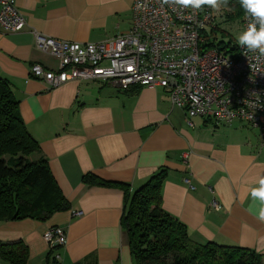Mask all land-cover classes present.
<instances>
[{"label":"crops","instance_id":"1","mask_svg":"<svg viewBox=\"0 0 264 264\" xmlns=\"http://www.w3.org/2000/svg\"><path fill=\"white\" fill-rule=\"evenodd\" d=\"M14 1L26 25L14 33L0 28V77L39 146L30 160L46 161L71 207L44 222H0V241H23L25 264H47L51 252L60 256L59 264H134L120 226L122 191L81 179L92 174L134 191L166 168L161 208L185 226L193 242L264 254V222L258 219L264 205L251 195L264 179V145L256 129L200 118L190 126L158 87L120 90L104 81L71 80L50 88L30 76L32 64L57 69L54 58L35 48L34 33L103 42L129 29L133 0ZM52 227L64 228L66 243L49 251L43 233Z\"/></svg>","mask_w":264,"mask_h":264},{"label":"built area","instance_id":"2","mask_svg":"<svg viewBox=\"0 0 264 264\" xmlns=\"http://www.w3.org/2000/svg\"><path fill=\"white\" fill-rule=\"evenodd\" d=\"M131 14L129 29L103 42L82 44L34 33L35 48L54 58L57 69L32 64L30 76L50 88L71 80L104 81L120 90L158 87L171 107L184 111L188 125L194 118L215 126L245 123L259 132L264 145V55L258 49L217 42L216 9L209 5L196 9L133 0ZM251 22L244 12L238 22L243 33ZM25 25L15 1L0 0V28L14 33ZM211 206L219 210L216 202ZM43 239L49 250L65 245L64 228L48 229Z\"/></svg>","mask_w":264,"mask_h":264},{"label":"trees","instance_id":"3","mask_svg":"<svg viewBox=\"0 0 264 264\" xmlns=\"http://www.w3.org/2000/svg\"><path fill=\"white\" fill-rule=\"evenodd\" d=\"M244 12L240 0H228L226 6L221 4L216 10V15L239 22ZM33 153H39V146L22 122L9 83L0 77V222H44L71 207L46 161L30 160ZM166 175V168H161L134 191L127 184L92 174L81 179L88 186L122 191L120 226L127 236L134 264H264V254L247 248L193 242L185 226L161 208V187ZM55 255H47V264H59ZM27 258L28 248L23 241H0L3 262L25 264Z\"/></svg>","mask_w":264,"mask_h":264},{"label":"clouds","instance_id":"4","mask_svg":"<svg viewBox=\"0 0 264 264\" xmlns=\"http://www.w3.org/2000/svg\"><path fill=\"white\" fill-rule=\"evenodd\" d=\"M227 2L228 0H164V3L191 6L196 9H200L201 5H209L216 10L220 9L221 4L226 6ZM240 3L252 22L247 31L239 37V43L247 44L249 50L258 49L260 54L264 55V0H240ZM257 23L260 25L258 31ZM251 195L254 200H259L264 205V179H261L259 188L252 190ZM258 219L264 222V207L259 209Z\"/></svg>","mask_w":264,"mask_h":264},{"label":"rangeland","instance_id":"5","mask_svg":"<svg viewBox=\"0 0 264 264\" xmlns=\"http://www.w3.org/2000/svg\"><path fill=\"white\" fill-rule=\"evenodd\" d=\"M218 25V30H215L216 41L220 42L223 46L228 48L233 45L240 44L239 37L243 34L241 26L238 22H230L224 17L220 18L216 15V22L214 25ZM211 32L210 27L206 28V33Z\"/></svg>","mask_w":264,"mask_h":264},{"label":"bare ground","instance_id":"6","mask_svg":"<svg viewBox=\"0 0 264 264\" xmlns=\"http://www.w3.org/2000/svg\"><path fill=\"white\" fill-rule=\"evenodd\" d=\"M49 251H51V250H49Z\"/></svg>","mask_w":264,"mask_h":264}]
</instances>
